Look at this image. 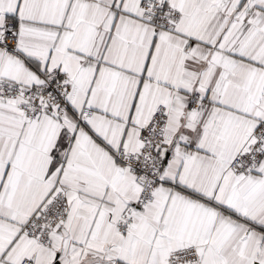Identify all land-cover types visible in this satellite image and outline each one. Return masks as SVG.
<instances>
[{
    "label": "snow or ice",
    "instance_id": "1",
    "mask_svg": "<svg viewBox=\"0 0 264 264\" xmlns=\"http://www.w3.org/2000/svg\"><path fill=\"white\" fill-rule=\"evenodd\" d=\"M0 264H264V0H0Z\"/></svg>",
    "mask_w": 264,
    "mask_h": 264
}]
</instances>
